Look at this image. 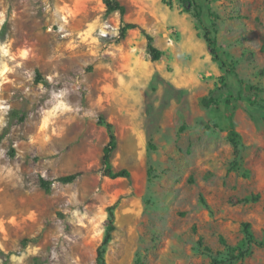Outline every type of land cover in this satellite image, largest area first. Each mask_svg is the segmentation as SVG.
<instances>
[{
	"label": "rangeland",
	"instance_id": "obj_1",
	"mask_svg": "<svg viewBox=\"0 0 264 264\" xmlns=\"http://www.w3.org/2000/svg\"><path fill=\"white\" fill-rule=\"evenodd\" d=\"M119 1L161 60L103 0H0V264H96L117 201L107 264H212L205 248L236 254L245 222L263 245L234 264H264V0H197L200 23L178 0ZM101 116L131 179L99 172Z\"/></svg>",
	"mask_w": 264,
	"mask_h": 264
},
{
	"label": "trees",
	"instance_id": "obj_2",
	"mask_svg": "<svg viewBox=\"0 0 264 264\" xmlns=\"http://www.w3.org/2000/svg\"><path fill=\"white\" fill-rule=\"evenodd\" d=\"M166 1V0H165ZM167 5L172 7V0H169ZM182 9L186 13H190L193 17L200 23L202 20L203 14V6L197 0H178ZM103 3L106 7V15L111 16L115 13H119L121 16V27L119 30L120 37L125 38L131 30L138 29L146 38V51L147 54L151 57L152 61H159L163 56L162 50L157 48L154 45V36L147 32V30L139 24L126 22L125 15L127 12L126 6L123 5L119 0H103ZM166 3V2H165ZM201 27L198 26L197 30H200ZM7 31V25L4 24L0 30V41L5 37ZM200 35V34H199ZM203 38L208 46V50L212 55V59L214 62H219V53L216 47L215 39L212 37V34L209 29H206V33L203 35ZM36 81L41 82L45 85H49V83L43 79L42 75L37 71L36 72ZM215 102L214 98L209 100L204 99L203 104L204 106H210ZM99 124L106 127L108 132V142L103 149V155L101 159V167L99 172L103 177L111 178V179H131V173L127 169L116 170L112 164V157L114 152L117 149V136L115 133L114 125L108 122L104 117L99 118ZM230 142L232 143L233 147L236 149L238 147V134L235 131H232L230 134ZM82 172H77L71 175L61 176L53 180H47L43 177L39 178V185L41 188L46 190L47 192L50 191L54 185V183H61V184H71L76 179L81 176ZM256 197L247 198L241 201V203H250L255 201ZM119 205V201L114 203L112 206L108 208V225L105 231V235L103 241L99 248L97 249V257H96V264H107L106 254L109 245L113 240V233L116 230V209ZM243 231L245 235V244L242 249L238 250L236 254L229 256L226 259H219L215 256L212 249L206 247L205 250L209 254L212 260V264H234L237 261L245 259L248 255L251 254V251L255 245H263L257 243L254 239V235L251 230V224L245 222L242 224ZM223 242H225L223 240ZM200 245L203 246L202 242L200 241ZM0 255L9 257V254H6L2 247L0 246Z\"/></svg>",
	"mask_w": 264,
	"mask_h": 264
}]
</instances>
